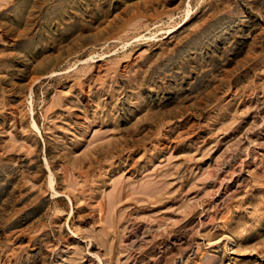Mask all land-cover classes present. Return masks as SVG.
Listing matches in <instances>:
<instances>
[{
	"label": "rangeland",
	"instance_id": "rangeland-1",
	"mask_svg": "<svg viewBox=\"0 0 264 264\" xmlns=\"http://www.w3.org/2000/svg\"><path fill=\"white\" fill-rule=\"evenodd\" d=\"M0 264H264V0H0Z\"/></svg>",
	"mask_w": 264,
	"mask_h": 264
}]
</instances>
